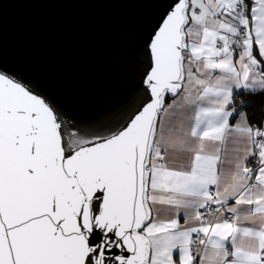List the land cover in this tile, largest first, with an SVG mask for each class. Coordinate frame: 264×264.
I'll use <instances>...</instances> for the list:
<instances>
[{
	"label": "snow or ice",
	"instance_id": "snow-or-ice-1",
	"mask_svg": "<svg viewBox=\"0 0 264 264\" xmlns=\"http://www.w3.org/2000/svg\"><path fill=\"white\" fill-rule=\"evenodd\" d=\"M151 2L88 114L0 64V264H264V0Z\"/></svg>",
	"mask_w": 264,
	"mask_h": 264
},
{
	"label": "water",
	"instance_id": "water-1",
	"mask_svg": "<svg viewBox=\"0 0 264 264\" xmlns=\"http://www.w3.org/2000/svg\"><path fill=\"white\" fill-rule=\"evenodd\" d=\"M160 11L151 0H4L0 64L67 108L88 114L117 78L134 70L118 41Z\"/></svg>",
	"mask_w": 264,
	"mask_h": 264
}]
</instances>
